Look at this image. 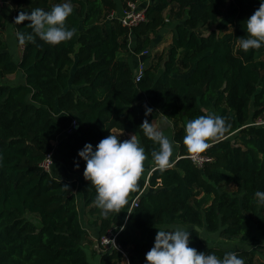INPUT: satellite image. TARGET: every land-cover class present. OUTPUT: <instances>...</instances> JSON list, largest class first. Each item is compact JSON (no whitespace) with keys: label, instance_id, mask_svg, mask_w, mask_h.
<instances>
[{"label":"trees","instance_id":"1","mask_svg":"<svg viewBox=\"0 0 264 264\" xmlns=\"http://www.w3.org/2000/svg\"><path fill=\"white\" fill-rule=\"evenodd\" d=\"M6 1L22 50L15 61L0 7V264H91L83 247L91 237L80 221L77 191L95 215L98 242L108 228H120L121 251L100 252L97 264H145L158 229L170 224L190 230L189 246L222 257L230 251L207 245L201 231L235 241L251 233L256 216L264 222V205L254 196L264 191V124L255 123L264 116V46L246 52L239 47L241 37L247 38L246 19L260 0H153L145 21L132 28L111 15L129 0H71L65 23L75 33L56 45L40 39L29 21L15 24L14 18L63 0ZM170 24L167 48L146 62L136 81L127 58L131 40L132 51L140 54ZM17 33L33 39L21 44ZM16 71L22 82L4 80ZM161 111L176 147L172 166L163 172L152 157L158 144L140 126L144 120L153 124ZM208 111L224 117L227 128L209 140L204 153L212 159L198 167L186 157L183 137L186 123ZM112 129L132 132L146 159L124 208L104 217L78 150L86 142L95 147ZM49 152L80 179L44 170L40 162ZM235 253L245 264H264V243Z\"/></svg>","mask_w":264,"mask_h":264},{"label":"clouds","instance_id":"2","mask_svg":"<svg viewBox=\"0 0 264 264\" xmlns=\"http://www.w3.org/2000/svg\"><path fill=\"white\" fill-rule=\"evenodd\" d=\"M71 0H63L52 5L50 10L34 8L31 11H20L14 18L15 24L27 20L32 31L46 43L56 45L69 40L75 33V28L66 26V18L72 13ZM247 38L239 40V47L245 52L249 49H259L264 46V0L259 7L246 19ZM19 43L31 40V33H17ZM146 108V112H151ZM145 136L158 144L152 157L155 168L163 172L171 167L170 157L173 152V142L163 132L153 126L148 120L140 125ZM224 117L209 113L200 115L186 123L183 144L193 159L209 147V140L218 138L226 131ZM78 156L86 162L84 178L95 188L94 204L101 210L104 217L113 211L119 213L127 203V195L137 187V182L143 172V162L146 159L144 148L134 135L121 140L119 134H110L102 138L95 147L86 142L78 150ZM79 167V163H76ZM68 187L67 185H64ZM257 202L264 205V191L257 190L254 194ZM192 231H199L198 227ZM190 230L182 226L170 229H158L154 245L145 253V264H245L244 259L235 252H226L222 257L215 253L198 251L189 246ZM107 244H115L108 239ZM116 246V245H115Z\"/></svg>","mask_w":264,"mask_h":264},{"label":"rangeland","instance_id":"3","mask_svg":"<svg viewBox=\"0 0 264 264\" xmlns=\"http://www.w3.org/2000/svg\"><path fill=\"white\" fill-rule=\"evenodd\" d=\"M151 1L153 0H147V4ZM1 2L2 3L0 7L6 19V25L3 30V36L6 40L9 51L13 55L14 60L18 61L21 55L22 46L18 44L16 40L15 32H14V29L11 23L13 11H12L10 4L6 0H1ZM145 3L143 4V6L145 5ZM173 25L174 24L165 25L163 28H161L157 36L152 40V43L145 49L147 50V57H146L147 62L152 59L154 54L159 53L167 48V45L171 38V34L173 32ZM132 47H133V44L131 40L130 52L132 51ZM22 79H23V75L21 71H16L14 74L8 75L4 78V80L9 83H19V82H22ZM208 112L210 113L211 111H208ZM163 115H165V112L161 111V116L159 119H161ZM260 120H262L260 124H264V116ZM154 122H155L154 127L162 131L164 130L163 133L171 141V136H170L171 131L168 129V127H165V124H167L166 121L160 122L159 120H156ZM173 152L176 153V150L174 147H173ZM147 173H148V166H146L145 172L143 173L144 176H146ZM50 174L51 175L55 174L58 177L63 176L65 178L72 177V178L80 179L79 173L76 172L75 170L70 169L63 162H60L59 158L56 155H55V159H54V162L50 170ZM77 207L79 210V217H80L81 224L85 228H87L90 237L94 235L93 238L91 237L92 239L90 238L91 241L89 243L85 242L83 244L88 260L91 264H93V262L95 261L94 259L95 253L97 252L100 253L104 251V247L98 242L97 229L91 226V225H94L93 220L95 219V215L91 214L90 212L87 211L86 208L83 207L82 201L80 198V193L78 191H77ZM170 225L182 226L179 224H170ZM182 227L185 228V226H182ZM201 237L207 242V245H209V243H213L214 245H221V246L226 247L230 252H235L236 250L240 248H252L256 244L264 243V222L259 215L256 216L252 224L251 233L235 241H224L218 237L217 233L208 234L202 231H201Z\"/></svg>","mask_w":264,"mask_h":264},{"label":"built area","instance_id":"4","mask_svg":"<svg viewBox=\"0 0 264 264\" xmlns=\"http://www.w3.org/2000/svg\"><path fill=\"white\" fill-rule=\"evenodd\" d=\"M141 0H129L126 2V4L121 7L117 12L113 11L111 13L112 16H116L119 20V22L127 27L132 28L135 25L145 21V8L146 5H140ZM0 0V5H1ZM140 59L137 62V65L134 69L135 72V80H140L141 76L143 75V70L146 66V57H147V50H144L142 53L139 54ZM262 120L258 119L255 123L260 124ZM76 123L73 122L72 127H75ZM72 129L69 128L67 132H70ZM211 142H209L210 145ZM196 166L202 167L206 162L210 161L212 158L211 156L205 154L204 152L197 155L195 159H193L192 154L188 152L186 155ZM53 163V152H49L45 155L44 159L40 162L41 167L49 171L51 168V165ZM140 193V192H139ZM139 193L136 194L130 203L129 210L137 205ZM120 231V228H108L104 234H102L99 238V243L104 247V250L109 249H116L121 251L120 245L116 241V236L118 232ZM108 239L113 240L115 244H107ZM116 245V246H115ZM206 253V252H205ZM207 254V253H206Z\"/></svg>","mask_w":264,"mask_h":264},{"label":"crops","instance_id":"5","mask_svg":"<svg viewBox=\"0 0 264 264\" xmlns=\"http://www.w3.org/2000/svg\"><path fill=\"white\" fill-rule=\"evenodd\" d=\"M146 2V3H145ZM141 4L140 5H143L144 3L145 4H147V0H141V2H140ZM127 58H128V61H129V63H130V65L132 66V68H134L135 69V67H136V65H137V62H138V60L140 59V57H139V54H135L134 52H129L128 53V55H127ZM156 120H159L160 122L161 121H166V123L167 124H165V127H168V129L171 131L170 132V136H171V133H172V129H171V123H170V121L165 117V115H163L162 117H161V119H156ZM156 120H154V121H156ZM155 122H153V124H154ZM164 124V123H163ZM162 131V130H161ZM164 131V130H163ZM162 131V132H163ZM112 132H113V134H119V136H120V139H129L132 135H134L132 132H128V131H124V130H119V129H112ZM131 135V136H130ZM173 147L176 149V147L173 145ZM61 162V161H60ZM52 167V166H51ZM50 170H51V168H50ZM50 170H49V172H50ZM55 175V174H54ZM91 226H93V227H95L96 228V226L95 225H91ZM90 226V227H91ZM89 227V226H88ZM87 229V228H86ZM92 238L94 237V235H92L91 236ZM94 253V252H93ZM99 252H97V253H95V255H94V259H95V261L93 262V264H97L98 263V257H99Z\"/></svg>","mask_w":264,"mask_h":264},{"label":"water","instance_id":"6","mask_svg":"<svg viewBox=\"0 0 264 264\" xmlns=\"http://www.w3.org/2000/svg\"><path fill=\"white\" fill-rule=\"evenodd\" d=\"M195 228H197V227H195Z\"/></svg>","mask_w":264,"mask_h":264}]
</instances>
